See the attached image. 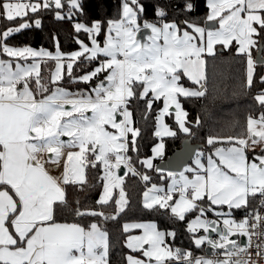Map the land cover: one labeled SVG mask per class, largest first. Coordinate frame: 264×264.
Here are the masks:
<instances>
[{
  "label": "snow or ice",
  "instance_id": "obj_1",
  "mask_svg": "<svg viewBox=\"0 0 264 264\" xmlns=\"http://www.w3.org/2000/svg\"><path fill=\"white\" fill-rule=\"evenodd\" d=\"M94 2V11L104 15L91 14L86 0H0V20L7 22L0 28V264H107L106 229L96 220L85 226L61 223L58 217L67 211L74 219H118L128 200L123 179L114 172L123 165L150 182L134 163L163 171L153 164L155 158H163V142L153 147L151 157L139 156L141 129L135 127L133 103H143L147 119L162 100L155 115L156 137L190 134L189 114L181 98L206 96L208 89L201 83L205 77L199 72L203 56L215 55L217 44L230 48L234 42L236 55L246 62L244 87L251 90L259 85L246 131L228 137L227 148L215 147L221 141L209 137L207 144L214 150L197 152L179 173L168 172L171 183L166 188L153 184L143 203L146 210L164 209L179 222L196 213L187 230L216 233L219 239L193 236L194 245L200 248L207 243L215 258L170 246L167 240L175 238L174 230H160L155 222H132L123 224V231L140 229L142 235L127 236L126 247L137 255L124 260L125 264H264V214L259 211L264 208V72L257 71L264 69V0H206L204 26L191 19L195 0L176 5L185 14L179 22L168 19L173 0H158L152 21L146 19L142 0H118L116 16L105 11L106 0ZM45 13L57 22L71 23L78 50L63 52L55 33L54 52L9 43L25 29L42 28ZM18 19L21 23L14 25ZM209 22L219 27H208ZM142 29L150 30L147 42L137 38ZM49 61L55 67L45 78L41 64ZM184 77L198 87H185ZM65 78L89 87L71 91L63 86ZM93 81H97L94 86ZM165 117H174L175 129ZM46 152L53 154L50 162L57 168L66 156L59 176L47 169ZM99 166L102 192L96 207L82 205L79 198L70 202L68 186L83 191L85 170ZM116 188L119 193L114 196ZM110 203L115 204L111 214L102 210ZM234 210H244L243 219H234ZM209 212L215 219L208 217ZM240 235L249 237V242L241 246L231 239ZM252 235L259 241L254 246Z\"/></svg>",
  "mask_w": 264,
  "mask_h": 264
},
{
  "label": "trees",
  "instance_id": "obj_2",
  "mask_svg": "<svg viewBox=\"0 0 264 264\" xmlns=\"http://www.w3.org/2000/svg\"><path fill=\"white\" fill-rule=\"evenodd\" d=\"M146 5L147 16L146 19L152 21L154 16V5L158 0H142ZM88 4V10L93 15H104V12L97 13L94 11V0H86ZM182 3V0H173V6L169 8V20L176 19L178 22L185 19V14L182 13L176 5ZM196 9L191 14V19L199 21L201 26H204V18L207 15L208 9L206 7V0H195ZM118 0H106V9L108 15L116 16V5ZM42 28L36 29L35 27L25 29L16 34L9 41L10 44L15 46H30L34 49L43 47L49 51H55L54 42L52 40V34L55 33L59 36V43L61 50L65 53H71L78 50V45L75 43L74 33L71 23L68 21L57 22L54 20L51 13L42 14ZM6 21L0 20V28H3ZM21 21L18 19L14 22V25H18ZM81 39H85L81 35ZM87 42V41H86ZM219 48L223 49V52H219ZM256 52L254 53V55ZM205 61V79L201 83L205 84L208 91L203 98H181L184 109L188 112V121L190 122L191 133L183 134L179 133L177 138L163 137L162 142L165 145L163 158H155L154 165L166 159L173 152L181 147L184 140L190 139L194 144L202 145L201 150L208 153L213 151V146L207 144L209 137H215L220 143H217L215 147L231 145L227 142L228 137H239L246 131V118L250 111L255 108V102L253 100V94L258 89L253 88L248 90L245 85V72L246 62L243 57L237 56L235 53V44L230 48H223L218 46L215 55H204ZM95 64L92 65L94 67ZM55 65L54 62L49 61L47 65H42L41 74L47 78L50 72L53 71ZM258 72H264V69L258 68ZM77 75L81 74L78 70ZM97 81H93L92 85ZM182 82L187 87H198L193 85L192 82L183 78ZM63 86L71 91H77L80 89H87L89 86L84 83L73 84L70 83L67 78L63 81ZM163 106L162 101H159L155 105V109L144 119V105L141 102L137 105L133 103V119L136 121L135 127L141 129L139 141V156L141 159L145 157H151L153 155V147L159 143V138L154 135L156 131V109ZM197 118H199V125L196 124ZM166 123L172 128H176L174 117H166ZM129 155L135 157V153H129ZM134 167L138 172L147 174L151 179L150 182L142 180L140 175H132L128 170L124 175L123 188L126 193L128 204L125 211L120 214L116 220L104 221L100 217H85L83 219H74L69 212H65L62 216L58 217V222L68 223H81L87 225L93 220H96L103 229L108 232V244H109V264H125L124 258L132 253L130 249L126 247V239L129 235L123 231V224L141 221H155L158 227L162 230H174L176 232L175 238L168 239V244L173 248H182L190 250L194 255L205 254V244L200 248H197L193 243L194 234L187 230L188 221H190L196 213H191L187 216L183 222L174 221L170 218L169 213L164 209L156 208L155 210H146L143 207V194L147 189H151L155 184L160 187H167L170 178L167 176V172H157L149 170L143 167L139 163H134ZM102 166L95 169H86L87 184L84 186L83 191H79L75 186H68V198L69 201H73L79 198L81 204H87L92 207H96V201L98 200L101 192L102 185L98 177L102 175ZM165 179L161 180V176ZM252 206L255 207L257 200H253ZM107 213L115 212V204L110 203L108 207L102 209ZM227 210V208H224ZM234 216L244 217V210H234Z\"/></svg>",
  "mask_w": 264,
  "mask_h": 264
},
{
  "label": "water",
  "instance_id": "obj_3",
  "mask_svg": "<svg viewBox=\"0 0 264 264\" xmlns=\"http://www.w3.org/2000/svg\"><path fill=\"white\" fill-rule=\"evenodd\" d=\"M216 26H217V23L215 22L208 23V27L215 28ZM148 34H150L149 30L142 29L141 32L138 33L137 37L141 42H145ZM218 51L223 52V49L219 48ZM256 59H259V57L256 56ZM201 148H202V145L194 144L191 142L190 139H186L182 142L181 147L179 149L173 152L166 159L161 160L157 166H159V168H161L164 172H167V173L168 172L179 173L186 166L191 164L197 151L200 150ZM117 172L120 177H123L126 174V168H124L122 165L121 168ZM207 235H211L213 239L219 238L216 233L210 232V233H207ZM231 239L236 240L241 246L246 243V236H242V235L232 236ZM204 251H205V254L212 255L213 250L206 243ZM220 252H222V250Z\"/></svg>",
  "mask_w": 264,
  "mask_h": 264
},
{
  "label": "rangeland",
  "instance_id": "obj_4",
  "mask_svg": "<svg viewBox=\"0 0 264 264\" xmlns=\"http://www.w3.org/2000/svg\"><path fill=\"white\" fill-rule=\"evenodd\" d=\"M150 31V30H149ZM151 34V33H150ZM150 34H148L147 35V37L150 35ZM137 36H138V34H137ZM138 38V37H137ZM145 42H147V38H146V41ZM216 51V50H215ZM3 59H8V57H3ZM204 59V58H203ZM30 62V61H29ZM42 65H43V63L41 64V71H42ZM53 71H54V69H53ZM197 70L196 69H193V72L195 73ZM199 72L204 76L205 75V64L199 69ZM184 78H186L188 81H190L187 77H184ZM101 79H103V76H101ZM183 80V79H182ZM182 82V81H181ZM190 82H192V81H190ZM202 82V81H201ZM97 83V82H96ZM183 83V82H182ZM184 84V83H183ZM95 85V83L92 85V86H94ZM184 86L185 87H187L185 84H184ZM75 92V91H74ZM162 101V100H161ZM65 109L67 110V109H70V105H66L65 106ZM87 115H91V113L89 112V113H87ZM165 123H166V117H165ZM166 137V136H165ZM61 139H63V140H65V141H67V140H69L70 139V137H61ZM159 143H161L162 142V139L161 138H159ZM231 145H228V146H220V147H223V148H227V147H230ZM67 151H78V149H65V152H67ZM200 151H203V150H198L197 152H200ZM204 152V151H203ZM211 152V151H210ZM210 152H208V153H210ZM206 153V152H205ZM207 154V153H206ZM53 156V154L52 153H44V159L45 160H49V163H47L46 164V166L48 167L47 169L49 170V171H51V173L52 174H54L55 176H59L63 171H64V163H65V160H66V156H65V158L64 159H62L61 160V162H60V164H59V167L57 168V166L55 165V164H53V163H51L50 162V158ZM250 156H251V153H250ZM194 158H195V156H194ZM193 158V159H194ZM154 161L155 160H153V164H154ZM192 163V162H191ZM69 166L71 167V164H69ZM114 175H118L117 174V170L114 172ZM178 178V177H177ZM171 183V180H170V182H169V184ZM122 187H123V184H122ZM149 189H147L145 192H147ZM113 191V195L114 196H117L118 195V193H119V188H116V189H113L112 190ZM144 192V193H145ZM149 195H152V193H149ZM143 203H144V194H143ZM225 208H226V206H225ZM225 211H227V210H225ZM195 217V216H194ZM193 217V218H194ZM192 218V219H193ZM191 219V220H192ZM234 219H236V218H234ZM241 219H243V217H237V221H240ZM149 222H155V221H141L140 223H149ZM156 223V222H155ZM157 224V223H156ZM160 229V228H159ZM160 230H162V229H160ZM128 234H131V235H142V230H140V229H133L130 233H128ZM193 234H195V235H206V233L202 230V229H198L197 230V232L196 233H193ZM171 237H169L168 239H170ZM219 239V238H218ZM167 242H168V240H167ZM98 251H99V249H98ZM131 251V250H130ZM132 255H134V254H132ZM204 255V254H203ZM205 255H207V254H205ZM198 256H202V255H198ZM210 258H213L212 256H209ZM108 258H109V248H108V255H107V264H109V261H108ZM215 258V257H214Z\"/></svg>",
  "mask_w": 264,
  "mask_h": 264
},
{
  "label": "built area",
  "instance_id": "obj_5",
  "mask_svg": "<svg viewBox=\"0 0 264 264\" xmlns=\"http://www.w3.org/2000/svg\"><path fill=\"white\" fill-rule=\"evenodd\" d=\"M258 199H259V198L257 197V199H256V200H257L256 206H257V204H258ZM256 206H255V207H256ZM259 211L261 212V214H264V208L259 209ZM212 216H213V215H212ZM248 242H249V237L246 236V243H248ZM258 242H259V241H258L257 237H256L255 235H252V237H251V244L254 246V245L257 244ZM246 243H245V244H246ZM242 246H243V245H242ZM252 250H253V252H254V251H255V248L253 247ZM211 256H212V255H211ZM218 258H221V259L224 258V257H223V252H220V253H219V257H218Z\"/></svg>",
  "mask_w": 264,
  "mask_h": 264
},
{
  "label": "crops",
  "instance_id": "obj_6",
  "mask_svg": "<svg viewBox=\"0 0 264 264\" xmlns=\"http://www.w3.org/2000/svg\"><path fill=\"white\" fill-rule=\"evenodd\" d=\"M218 27H219V25L217 24V26H216L215 28H218ZM233 44H235V42H234ZM218 46H221V45H218V44L215 45V49H214V51L217 49ZM255 52H256V51L253 50V56H254V58H256V56H257V54L254 55ZM203 58H204V56H203ZM258 151H259V149H257V152H258ZM46 167H47V166H46ZM47 168H48V167H47ZM117 171H118V170H117ZM126 171H127V169H126ZM50 173H51V171H50ZM51 174H52V173H51ZM117 174H118V172H117ZM52 175H54V174H52ZM54 176H55V175H54ZM118 176H119V175H118ZM123 177H124V176H123ZM123 177H121V178H123ZM212 215H213L212 213H210V212L208 213V217H209V218H211V219H215V217L212 216ZM233 217L237 219V216H234V215H233ZM192 234H193V233H192ZM206 234H207V233H206ZM194 235H195V234H194ZM205 244H206V243H205ZM204 255H205V254H204ZM208 256H211V255H208ZM213 258H214V257H213Z\"/></svg>",
  "mask_w": 264,
  "mask_h": 264
},
{
  "label": "flooded vegetation",
  "instance_id": "obj_7",
  "mask_svg": "<svg viewBox=\"0 0 264 264\" xmlns=\"http://www.w3.org/2000/svg\"><path fill=\"white\" fill-rule=\"evenodd\" d=\"M207 235V234H206Z\"/></svg>",
  "mask_w": 264,
  "mask_h": 264
}]
</instances>
